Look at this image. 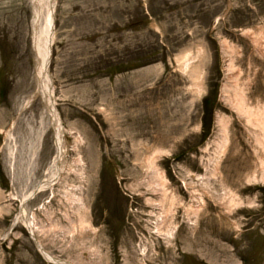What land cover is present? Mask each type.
Returning <instances> with one entry per match:
<instances>
[{
    "label": "rangeland",
    "instance_id": "374dc122",
    "mask_svg": "<svg viewBox=\"0 0 264 264\" xmlns=\"http://www.w3.org/2000/svg\"><path fill=\"white\" fill-rule=\"evenodd\" d=\"M56 1L48 67L65 155L59 179L25 203L39 225L58 223L44 246L73 264H264V54L246 34L264 47V0ZM33 3L0 0V264H54L14 222L57 154ZM231 58L251 78L254 119L226 99ZM150 158L168 179L163 205L147 201L161 196ZM167 212L173 238L156 229ZM71 223L73 235L58 230Z\"/></svg>",
    "mask_w": 264,
    "mask_h": 264
},
{
    "label": "bare ground",
    "instance_id": "6f19581e",
    "mask_svg": "<svg viewBox=\"0 0 264 264\" xmlns=\"http://www.w3.org/2000/svg\"><path fill=\"white\" fill-rule=\"evenodd\" d=\"M33 6H34V17L32 20V26L33 27V46L36 51L37 57V66H36V80H37V93L42 96V98L45 99L46 107H45V113L47 114V117L50 118V126L54 129L55 138H56V148H57V154L54 159V170L51 175V179L42 180L37 187L30 191L27 195L24 196V198L21 200V208L18 211V213L15 216V223L22 222L23 225L28 229V232L35 242H39L38 247L40 248V252L43 254L45 259L47 261H52L54 264H73V261L68 259L59 258L58 256L54 255L50 250H48L44 243L42 242L41 235H48L50 233L49 228L58 226V223L51 224L50 227H46L45 225L41 224L39 225L38 221L36 220L35 216L33 214H29V211L27 207L25 206V203L30 200L31 198H34L35 195L41 190H45L48 187L52 186V184L55 183V180L59 179L60 171L62 170L61 166L64 161V152L65 149V138H64V125L62 123L61 118L59 117V112L57 108L55 107V97H54V84H53V78L51 77L50 69L48 66H50L51 61V51L53 48L55 33L53 32V24L55 22V8H56V0H33ZM55 28V24H54ZM249 37L251 36L254 41H256V45L260 47V50L262 49L261 53L264 54V47L262 48L260 43H262L261 38L257 40L256 34L253 30L249 29L246 33ZM224 47L229 49V46L227 45V42H223ZM264 46V45H263ZM232 51V48H230ZM227 69L230 70V79L232 80V96L226 98L228 99L229 104L231 107L235 108L240 114L244 115L246 118L251 119L255 117L254 109L251 108V106L248 104V89L251 85V78H243L244 72L242 67L233 61L231 58ZM36 93V94H37ZM31 101V99L28 100V103ZM254 119V118H253ZM257 125L261 128V130L264 131V118H260L259 120H256ZM219 126L221 128V131L225 133H221V139L219 141V146L221 147V152H225V149L227 148L228 142H229V135L226 133L228 126L225 122V120L222 118H219ZM263 139V137H262ZM149 160L150 166L155 168L156 171V177L159 180L156 185L153 183V179L148 180V185L150 186V190L155 193L161 194L160 198L155 199L153 197H150L147 199L148 203L155 204V205H163L170 197L171 191L168 187V179L164 174L158 170V166L155 162V160ZM58 162V166L57 163ZM260 179L264 180V175L259 177H254V180L259 181ZM156 180V179H155ZM174 197V196H173ZM233 197L230 198V202H233ZM174 202V201H173ZM242 203V201L238 202ZM189 213V212H187ZM189 218V214L187 215ZM169 220V214L168 212L160 215L156 219V229L159 234L166 235L167 238H173L175 235V228H171L170 231L166 232V224ZM190 220V219H189ZM14 223V224H15ZM85 226V227H84ZM86 224L82 223L80 225V228H86ZM74 225L71 223L70 228H64L63 226H60L58 228L59 231L62 233L64 232L65 235H73ZM81 229V230H83ZM56 235L52 234L50 235L49 239L54 240ZM145 248H142V252L144 253ZM96 253V252H95ZM94 253V255H95ZM97 254V253H96Z\"/></svg>",
    "mask_w": 264,
    "mask_h": 264
},
{
    "label": "water",
    "instance_id": "95a60500",
    "mask_svg": "<svg viewBox=\"0 0 264 264\" xmlns=\"http://www.w3.org/2000/svg\"><path fill=\"white\" fill-rule=\"evenodd\" d=\"M53 32H54V24H53ZM51 56H52V51H51ZM37 246L39 245V242H36ZM40 249V248H39Z\"/></svg>",
    "mask_w": 264,
    "mask_h": 264
}]
</instances>
